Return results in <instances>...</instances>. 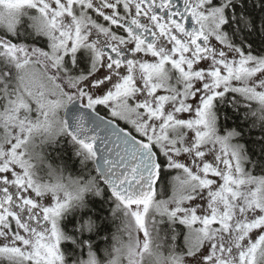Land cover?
I'll use <instances>...</instances> for the list:
<instances>
[{
    "label": "snow or ice",
    "instance_id": "obj_1",
    "mask_svg": "<svg viewBox=\"0 0 264 264\" xmlns=\"http://www.w3.org/2000/svg\"><path fill=\"white\" fill-rule=\"evenodd\" d=\"M0 264H264V0H0Z\"/></svg>",
    "mask_w": 264,
    "mask_h": 264
}]
</instances>
